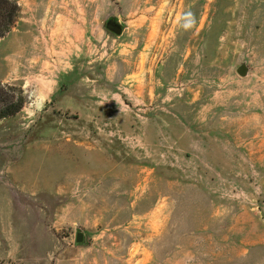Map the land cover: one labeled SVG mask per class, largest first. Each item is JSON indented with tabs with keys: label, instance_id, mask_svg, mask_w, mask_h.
<instances>
[{
	"label": "rangeland",
	"instance_id": "obj_1",
	"mask_svg": "<svg viewBox=\"0 0 264 264\" xmlns=\"http://www.w3.org/2000/svg\"><path fill=\"white\" fill-rule=\"evenodd\" d=\"M17 1L0 264H264V0Z\"/></svg>",
	"mask_w": 264,
	"mask_h": 264
},
{
	"label": "trees",
	"instance_id": "obj_2",
	"mask_svg": "<svg viewBox=\"0 0 264 264\" xmlns=\"http://www.w3.org/2000/svg\"><path fill=\"white\" fill-rule=\"evenodd\" d=\"M20 11L17 0H0V38L15 27ZM25 103L21 87L0 83V123L19 114Z\"/></svg>",
	"mask_w": 264,
	"mask_h": 264
},
{
	"label": "water",
	"instance_id": "obj_3",
	"mask_svg": "<svg viewBox=\"0 0 264 264\" xmlns=\"http://www.w3.org/2000/svg\"><path fill=\"white\" fill-rule=\"evenodd\" d=\"M120 12L118 9L114 10V12L112 14H110L107 17V23H106V29L111 32L114 33L117 36H120L124 29L122 27V23L120 22ZM114 19H118L119 21L116 23L113 20ZM237 74L241 77H246L249 73V67L246 63L241 64L238 68H237ZM87 243V236L85 234L84 231L82 230H77L76 232V244L79 246H83Z\"/></svg>",
	"mask_w": 264,
	"mask_h": 264
},
{
	"label": "clouds",
	"instance_id": "obj_4",
	"mask_svg": "<svg viewBox=\"0 0 264 264\" xmlns=\"http://www.w3.org/2000/svg\"><path fill=\"white\" fill-rule=\"evenodd\" d=\"M196 23L197 21H196L194 13L189 11L183 15L181 26L185 31H191L192 29L196 27ZM28 103L29 102L26 99V104ZM39 110L40 109H36L35 107L28 108L24 106L22 109V112H24L29 118H35Z\"/></svg>",
	"mask_w": 264,
	"mask_h": 264
},
{
	"label": "flooded vegetation",
	"instance_id": "obj_5",
	"mask_svg": "<svg viewBox=\"0 0 264 264\" xmlns=\"http://www.w3.org/2000/svg\"><path fill=\"white\" fill-rule=\"evenodd\" d=\"M113 21L117 23L119 20H118V19H114ZM120 22H121V21H120ZM106 23H107V21H106ZM121 23H122V22H121ZM122 27H123V29H124V25H123V24H122Z\"/></svg>",
	"mask_w": 264,
	"mask_h": 264
}]
</instances>
